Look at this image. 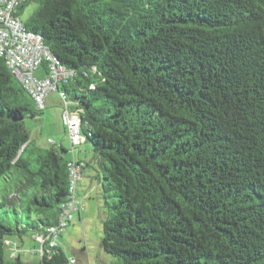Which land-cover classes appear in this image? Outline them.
Wrapping results in <instances>:
<instances>
[{
    "label": "trees",
    "instance_id": "16d2710c",
    "mask_svg": "<svg viewBox=\"0 0 264 264\" xmlns=\"http://www.w3.org/2000/svg\"><path fill=\"white\" fill-rule=\"evenodd\" d=\"M17 16L75 73L58 90L93 153L112 264H264V0H25ZM42 112L0 57V264H69L60 246L7 254L69 196L67 149L26 125Z\"/></svg>",
    "mask_w": 264,
    "mask_h": 264
},
{
    "label": "built area",
    "instance_id": "2783aa9c",
    "mask_svg": "<svg viewBox=\"0 0 264 264\" xmlns=\"http://www.w3.org/2000/svg\"><path fill=\"white\" fill-rule=\"evenodd\" d=\"M25 0H0V57L12 75L23 85L32 96L37 107L45 109L47 96L58 92L62 81L73 77L75 73L61 65L53 57L48 46L38 36L28 30L25 23L17 16L18 7ZM46 63V74L39 76L38 72ZM63 99L62 121L67 130L72 148L81 146L85 138L81 133V119L78 112L71 110L66 97L58 92ZM50 143L55 144L52 140ZM81 163L69 162L70 191L66 202L61 207V213L55 225L49 226L41 235L34 237L36 248L22 249L16 243H7L12 256L30 254L41 258L45 249L59 247V238L74 220V214L79 210L78 182L82 176ZM69 264H76V259L69 258Z\"/></svg>",
    "mask_w": 264,
    "mask_h": 264
},
{
    "label": "rangeland",
    "instance_id": "374dc122",
    "mask_svg": "<svg viewBox=\"0 0 264 264\" xmlns=\"http://www.w3.org/2000/svg\"><path fill=\"white\" fill-rule=\"evenodd\" d=\"M34 9V4L28 5L22 14V19H26ZM55 94L58 96V104L55 103V100H51L49 103L43 119V134H40L41 132H39L40 136L35 140L44 148L49 147V145L46 144L47 138H51L53 142H57L58 144L65 140L67 145V139L62 123L60 122V119L58 120L55 116V113H59V102L61 103V100L63 99L59 93ZM35 124L36 123L33 122V120L26 121V125L30 129L31 134L33 131L32 127H34ZM75 149L77 155H79L81 159L91 162L93 153L91 151L89 152L88 144L78 146ZM91 169L92 168L90 167L89 171L92 174L93 171ZM90 173L85 177V180L90 181L92 179ZM81 194L84 195V192L82 191ZM85 201L87 204L82 211V215L80 218L76 216L60 239L62 248L68 257H74L76 259V264H112L116 262L117 259L104 252L101 248V238L103 234L101 214L103 206H100L98 198H95V200L92 201L85 199ZM2 221L7 225L10 223L4 216L2 217ZM11 223L15 225L14 220ZM15 238V236L10 237V239ZM7 254L10 255L11 253H8L7 250Z\"/></svg>",
    "mask_w": 264,
    "mask_h": 264
},
{
    "label": "crops",
    "instance_id": "0c3cea01",
    "mask_svg": "<svg viewBox=\"0 0 264 264\" xmlns=\"http://www.w3.org/2000/svg\"><path fill=\"white\" fill-rule=\"evenodd\" d=\"M39 76H43V71L40 70L38 72ZM55 93L58 92H52L50 93L45 101V109L42 112V115L37 118L36 120H34L33 122H35L36 124L34 125V127H32V139L35 141L39 135V132H41L40 134H43L42 132V128L44 127L43 124V119H44V114L46 112V109L49 106V103L51 102V100H55V103L58 104L57 99L58 96H56ZM59 101V100H58ZM60 104V110L59 113H55V116L58 118V120L60 119V122L62 123L63 126V130L64 133L66 135V139H67V145H66V141L63 140L61 143H57L55 142V144L50 143L49 140H51V138H47L46 140V144L49 146H55V148L60 149L61 147H64L65 149H67V158L69 159V161H76L78 163H81L83 165L82 167V176L81 179L78 182V201H79V210L75 212V216L74 219L76 218V216H78L80 218V216L82 215V211L83 209H85L86 207V201L87 200H95V198H98L99 200V204L100 206H102V198H101V185H100V181L98 180V171H97V167L96 164L94 163V161H92L93 158H91V162L86 161L84 159H81V157H79V155H77V151L75 148H72L71 143L69 141V136L67 133V130L63 124L62 121V111H63V100H61ZM41 128V130H40ZM43 137V136H42ZM38 142V141H37ZM39 144V142H38ZM90 152V149H89ZM90 167L92 168L91 170L93 171V173H90ZM92 176V179L90 181L85 180V177L88 176L89 173ZM84 192V195L81 194V192ZM81 194V195H80ZM100 208V207H99ZM101 218H102V214H101ZM62 237V236H61ZM61 237L59 238V246L62 247L61 245ZM18 242L19 245L25 250V249H32V248H36L37 247V243L34 241V239L32 237H24L23 239H10L9 241H7V243H11V242ZM10 251V248H9ZM22 258L27 261V262H32L35 260H38V257L32 256L30 254H22ZM69 258H73V257H69Z\"/></svg>",
    "mask_w": 264,
    "mask_h": 264
},
{
    "label": "water",
    "instance_id": "95a60500",
    "mask_svg": "<svg viewBox=\"0 0 264 264\" xmlns=\"http://www.w3.org/2000/svg\"><path fill=\"white\" fill-rule=\"evenodd\" d=\"M58 92H60V91L58 90Z\"/></svg>",
    "mask_w": 264,
    "mask_h": 264
}]
</instances>
